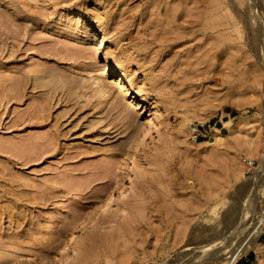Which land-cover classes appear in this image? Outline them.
I'll use <instances>...</instances> for the list:
<instances>
[{
    "label": "rangeland",
    "instance_id": "obj_1",
    "mask_svg": "<svg viewBox=\"0 0 264 264\" xmlns=\"http://www.w3.org/2000/svg\"><path fill=\"white\" fill-rule=\"evenodd\" d=\"M95 1L0 0V264H155V250L174 245L175 256L196 227L223 231L221 216L203 222L201 202L253 175L246 162L239 179L232 170L255 123L264 137V0L246 1L254 27L238 0ZM106 57L136 87L121 94L129 127L95 84L114 77L101 75ZM225 112L256 120L215 145ZM254 249L236 264L264 259L262 241Z\"/></svg>",
    "mask_w": 264,
    "mask_h": 264
},
{
    "label": "bare ground",
    "instance_id": "obj_2",
    "mask_svg": "<svg viewBox=\"0 0 264 264\" xmlns=\"http://www.w3.org/2000/svg\"><path fill=\"white\" fill-rule=\"evenodd\" d=\"M246 1L247 0H238V3H244ZM101 3L99 2V0H97L89 6H91V9L95 10L99 8L98 6ZM245 8L246 17L248 18L249 24H251L252 26L256 25L260 19V12L258 11V7H255V4L246 2ZM15 10L14 12L17 13V11ZM227 10L228 9L226 8V12ZM206 15V17L208 18V14ZM207 23L209 22H206L207 26L205 27L204 32L211 31L212 29L211 23ZM173 24L176 25V22H174ZM168 26L169 25H166L165 27L167 33L168 31L172 30V28H175V26L173 25L174 27L169 26V28H171L167 30ZM172 31L170 32L172 33ZM177 31H175L177 34H174L172 36H178ZM167 33L165 34L167 35ZM65 34L68 35L67 32H65ZM168 36L170 40L172 36L170 38V34L168 33V35L166 36L167 39ZM175 38L173 37L172 39ZM101 69V75L114 77L109 81L107 77L103 76L95 80V84L98 85L101 90L107 89L112 96L115 95L113 96L111 102H113L114 104L113 107L118 110V117H120V119L122 120L124 119V122L126 124L125 127L133 125L132 122L134 118L128 108V105L125 104L126 100L123 98V96H121V94H123V92L127 89L136 94L137 91L131 79H129L128 74L125 72V66L121 63L115 65L110 57H106L101 64ZM60 75H51L50 79H53L54 83L58 81L59 83H65L64 85H69L66 76L62 74ZM79 83L77 82V86L80 85ZM254 116H256L255 113L248 115H237L230 118L229 120L224 121L223 123L227 127L228 131L227 133L222 134L218 130H215V133L213 134V144L219 145L225 138H234L237 132L236 128L244 123V121L250 118L254 119ZM191 119L192 118L186 116L184 119V126L189 125V123H191L192 121ZM254 120H256V118ZM188 128L187 130H189L188 132H190V129ZM261 131L262 130L260 124L255 123L254 135L244 137L245 139L243 138L240 141L241 149L238 151V155H235L234 157V162H236V165L234 164V167H236L232 170V172L237 179H239L243 174V167H245V162L247 163L252 159H257V165L252 166V168L250 167L251 169H253V175L246 179L248 182L239 185L234 189V193L229 195H226V193L224 192L220 193L219 191L217 192L216 190H213L214 192H216L209 193V196L222 197H216L214 200L206 199L201 202L202 207H204L202 211H204L205 213V216L202 217L203 222H211L215 217L221 216V221L223 222L224 227L223 231H220L218 233L215 231L216 227L213 226L207 227L202 225L196 227L192 230L193 239L187 243V246L182 250V252L180 251L179 253L175 254V256L171 255V250L172 248H174V245L168 244L166 246L160 247L158 250H155V255L151 257V260H153L155 264H227V261L230 258L237 259L239 256L245 254L251 249L257 248L258 251L261 250L259 249L260 243L258 242L259 235L264 230V223H262L261 225L259 223L260 213L264 208V137L262 136ZM248 166L249 165H247V168ZM219 189L222 190L223 188L220 187ZM134 202L136 204L137 201L134 200ZM130 205H132V207L137 206L134 205V203ZM60 206L63 207V205ZM62 207H60L59 210L62 209ZM198 208H200V206H198ZM55 224V219L48 221L42 227L41 231L37 233V238L39 239L43 235L53 230ZM204 231H212V234L206 237V241L204 243H201L197 240V237ZM182 236L183 235L181 231H179L174 237V241H181ZM183 251L186 252L183 253ZM73 252L75 253L74 250ZM77 255L78 254L76 253L74 256H76V258H79V256ZM160 257H163V260L160 263H157L156 261L158 260V258L160 259ZM255 258L257 260V264H264V259H261L260 255L255 256ZM262 258H264V256ZM145 261V264H149L147 259Z\"/></svg>",
    "mask_w": 264,
    "mask_h": 264
},
{
    "label": "built area",
    "instance_id": "obj_3",
    "mask_svg": "<svg viewBox=\"0 0 264 264\" xmlns=\"http://www.w3.org/2000/svg\"><path fill=\"white\" fill-rule=\"evenodd\" d=\"M189 137L192 141H197L198 139H200L202 137V133H201V130L198 126L196 125H193L191 128H190V134H189ZM255 163V161L252 159L251 161L247 162V164L249 165V167H252L253 164ZM260 225L262 223H264V208L261 210V213H260ZM262 241V244L264 245V230L260 233L259 235V238H258V242L261 243ZM238 259H235V258H230L228 261H227V264H236L238 262ZM248 264H253L252 261H250Z\"/></svg>",
    "mask_w": 264,
    "mask_h": 264
},
{
    "label": "crops",
    "instance_id": "obj_4",
    "mask_svg": "<svg viewBox=\"0 0 264 264\" xmlns=\"http://www.w3.org/2000/svg\"><path fill=\"white\" fill-rule=\"evenodd\" d=\"M227 114L228 113H224L223 115H221V117L219 118V119H217L215 122H214V129H216V130H219L218 128H221L222 126V124H223V122H224V117H226L227 116ZM216 126H218V127H216ZM220 132V131H219Z\"/></svg>",
    "mask_w": 264,
    "mask_h": 264
}]
</instances>
